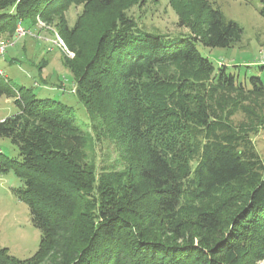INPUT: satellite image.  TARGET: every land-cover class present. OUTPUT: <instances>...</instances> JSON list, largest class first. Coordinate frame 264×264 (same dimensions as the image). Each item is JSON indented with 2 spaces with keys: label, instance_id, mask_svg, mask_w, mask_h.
Masks as SVG:
<instances>
[{
  "label": "trees",
  "instance_id": "trees-1",
  "mask_svg": "<svg viewBox=\"0 0 264 264\" xmlns=\"http://www.w3.org/2000/svg\"><path fill=\"white\" fill-rule=\"evenodd\" d=\"M81 2L109 15L88 52L73 42L88 9L73 26L61 14ZM136 2L0 0V33L12 36L36 18L57 20L60 38L75 50L76 63L65 59L73 93L92 128L115 144L127 165L124 173L96 176L82 160L87 138L73 109L37 97L0 69V96L17 108L0 121V138L17 148L15 157L0 160V170L19 179L14 192L41 234L29 258L0 247V264L264 260V158L252 140L253 125L231 123L241 106L223 94L247 86L261 94L264 82L240 80L198 49L233 47L242 27L207 0H168L187 32L148 31L128 13ZM259 14L264 18V0Z\"/></svg>",
  "mask_w": 264,
  "mask_h": 264
},
{
  "label": "rangeland",
  "instance_id": "rangeland-1",
  "mask_svg": "<svg viewBox=\"0 0 264 264\" xmlns=\"http://www.w3.org/2000/svg\"><path fill=\"white\" fill-rule=\"evenodd\" d=\"M136 1L128 13L134 16L142 28L162 34L187 32L185 28L177 26V16L168 0ZM207 2L219 7L227 18L237 22L242 27V36L230 48L209 49L198 45L200 53L215 66H228L238 74L240 80L248 82V77L259 76L264 82V68L260 69V65L264 66V18L259 14L260 0ZM93 4H71L61 13L68 25L73 26L82 10L85 7L88 9L79 18L78 29L73 35L74 44L84 52L93 50L97 33L109 17L105 13L92 12ZM34 22L32 25L25 22L19 24L12 36L7 31L0 33V40L6 44L4 53L0 56V69L13 83L31 88L37 97L54 98L73 109L76 123L87 138L82 148V160L96 176L106 172L124 173L127 165L120 159L117 147L104 137L97 126L92 128L84 106L72 91L75 90L76 82L65 59L76 63L75 50H71L60 38L57 20L45 23L36 18ZM223 94L228 100L241 106L230 119L231 123L234 126L253 125L252 140L260 156L264 158V122H260L264 118V92L254 93L247 86L243 92L225 90ZM16 112L13 100L0 96V121ZM16 155L17 148L10 139L0 138V160ZM20 185L19 179L11 170H0V247L7 248L9 254L16 258L25 259L37 251L41 234L30 220L26 203L14 192ZM260 264H264V260Z\"/></svg>",
  "mask_w": 264,
  "mask_h": 264
},
{
  "label": "built area",
  "instance_id": "built-area-1",
  "mask_svg": "<svg viewBox=\"0 0 264 264\" xmlns=\"http://www.w3.org/2000/svg\"><path fill=\"white\" fill-rule=\"evenodd\" d=\"M19 28V32H21V29H20V27H18ZM5 47H6V44H5V42L4 41H2V40H0V56H2L3 55V53H4V50H5ZM73 92H74V90H72Z\"/></svg>",
  "mask_w": 264,
  "mask_h": 264
}]
</instances>
